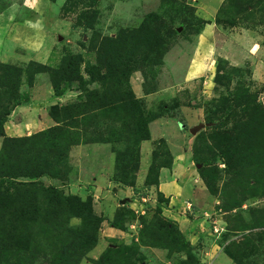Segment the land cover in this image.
Listing matches in <instances>:
<instances>
[{
  "label": "rangeland",
  "instance_id": "obj_1",
  "mask_svg": "<svg viewBox=\"0 0 264 264\" xmlns=\"http://www.w3.org/2000/svg\"><path fill=\"white\" fill-rule=\"evenodd\" d=\"M35 1L0 0V115L8 114L4 135L17 140L9 145L42 143L27 139L57 126L52 106L90 110L102 101L95 92L114 102L131 92L137 107L108 118L98 109L91 125L92 113L76 116L70 130L91 141L37 150L43 171L62 173L34 180L79 198L99 221L97 259L93 247L56 260L46 245L36 259L0 250V264H264V0H225L215 10L193 0ZM30 108L46 110L52 125L36 114L24 120ZM142 124L147 139L126 140ZM127 148L137 150V169L120 179L116 160ZM171 173L175 190L158 188ZM49 219L35 215L22 229L50 227ZM10 221L0 218L4 239L17 237ZM67 222L82 225L78 216Z\"/></svg>",
  "mask_w": 264,
  "mask_h": 264
},
{
  "label": "trees",
  "instance_id": "obj_2",
  "mask_svg": "<svg viewBox=\"0 0 264 264\" xmlns=\"http://www.w3.org/2000/svg\"><path fill=\"white\" fill-rule=\"evenodd\" d=\"M37 67L43 68V65L37 64ZM106 95L107 92L102 93L101 96L98 92H95L92 97L102 99V101H99V105L96 103V107L90 110L86 107L77 109L78 106H69L63 109L58 108L56 105L52 106L48 114L57 123V126L29 137L27 141L34 140L35 138H45L42 143H40L41 141L34 143L33 148H15L12 144L10 146V143L17 140L4 135L3 125L6 122L8 114L0 115V136L3 137V146L0 153V179L5 180L2 181V186L0 187V218L8 216L13 218V222L10 221L12 225L11 234L15 233L14 235L18 237L11 235V238L4 239L0 235L1 251H7L10 255L19 253L31 259H36L41 247L44 248L46 245H50L56 252L54 259L70 262L81 258L95 247L99 221L96 224L97 218L91 212L90 207L87 208L86 203L81 202L79 198L64 196L57 188L53 186L44 187L34 179H37L43 173H53L55 175L62 173L57 167H50V169L47 168L44 171L40 168V152L37 151L39 148L46 147L48 149L51 147L53 149L56 147L67 151L70 146L79 144L81 141H91L89 139L92 138L83 140L77 132L70 130L72 128L76 129L79 125L74 117L83 116L84 119L87 113L104 109V117L108 118L109 116L107 115L114 111L115 108L125 111L128 107H137V103L134 101V96L131 92L128 93V96L122 93L124 98L118 102L107 99ZM91 101L93 100L91 99ZM94 119H96V114L92 113L86 116L84 120L88 121V125H91ZM116 119L119 121L121 118ZM147 137V128L142 124L136 130L129 131L126 140L136 144L140 140L147 139ZM229 142L230 139L228 140ZM127 149V153H124L119 158L117 157L116 160L117 169L119 168V171L121 170L122 172L120 179L126 178L128 167H131L129 171L132 172L137 169V150L131 151V148ZM195 163H199L198 159L195 160ZM199 174L208 191L214 194L213 185L207 180L202 171H199ZM80 208L81 211H79ZM41 214L43 217L50 215V219L44 221L47 224L49 223L50 227L42 228L38 226L33 232H25L22 229V223L31 220L35 215L40 216ZM71 216H78L82 219V225L78 231L68 225L67 220ZM59 223H62V226ZM51 227L55 228L50 229ZM60 229L67 236L64 234H57V236L53 234V231ZM30 236H32L31 242ZM15 238H17L16 242L13 241ZM95 264L97 263L95 262Z\"/></svg>",
  "mask_w": 264,
  "mask_h": 264
},
{
  "label": "crops",
  "instance_id": "obj_3",
  "mask_svg": "<svg viewBox=\"0 0 264 264\" xmlns=\"http://www.w3.org/2000/svg\"><path fill=\"white\" fill-rule=\"evenodd\" d=\"M224 1L225 0H193V3L199 9H203L204 8L205 10H208V9L209 10H215V9L219 8L224 3ZM30 3H31V1H30ZM36 4H37V6L45 5V4H43V1L42 0H40V2H38V0H36L32 4L31 7H34L33 5H36ZM200 15L203 16L205 20L206 19L207 20H211V18H212L211 17L212 14L210 12H205L204 14H202V12H200ZM18 109H21V108H18ZM23 109H26V108H23ZM30 109H31V111L26 112V115H24V120H26V118H27L28 115H30V114L35 115L36 114L37 115V123L40 126L42 125V123L45 124V125L46 124L47 125H52V124H50V123H52V120L48 117L46 110H44L43 108H41V109L40 108H30ZM13 133H14V131H12V133L11 134H8V135H11V136L12 135H16V134H13ZM175 164H176V162H174L173 165H175ZM178 164L180 166H182V163H179L178 162ZM183 166H185V163H184ZM173 168L175 169L176 166H173ZM172 182L177 184V179L175 178V173H171L167 177L166 176H161V180L159 182L158 188L162 189V187L164 188V187H166V185H168V186H171L172 187L171 190L174 191L175 188L172 186V185H174ZM182 182H184V179H183ZM98 184H99V186H100L101 189L104 188L105 190H106L107 186H110V184L108 182L105 183V181H102V182L100 181V182H98ZM106 191H108V190H106ZM193 201L196 202V200H193ZM102 250H103V248H102V245H101V243L99 241L98 245H96L95 248L92 249L88 253L89 258L90 259H94V260L97 259V257L100 255V253L102 252ZM80 264H84V263L81 262Z\"/></svg>",
  "mask_w": 264,
  "mask_h": 264
}]
</instances>
